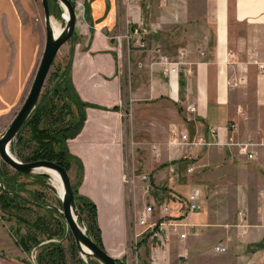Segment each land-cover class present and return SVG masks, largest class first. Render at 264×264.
<instances>
[{
	"label": "crops",
	"instance_id": "obj_1",
	"mask_svg": "<svg viewBox=\"0 0 264 264\" xmlns=\"http://www.w3.org/2000/svg\"><path fill=\"white\" fill-rule=\"evenodd\" d=\"M85 4V23L71 47L72 81L84 102L104 109L86 110L83 129L68 141V147L83 163L79 192L97 206L105 250L116 258L130 255L141 180L127 185L123 177L133 166L138 175L150 171L151 190L146 193L140 185V195L144 200L156 189L150 200L155 202V220H181L188 224L183 230L213 232L223 244L236 233L249 246L264 241V148L249 160L234 149L169 145L174 134L209 144L226 142L233 134L238 140L264 141V0H160L159 6L155 0H146L140 10L126 12L120 28L129 30L130 19L138 15L148 37L147 50L118 44L119 35L114 32L118 22L110 14L113 0H85ZM16 19L7 14L4 26L7 35L13 41L17 37L20 44L12 65L10 48L0 46V115L19 100L34 70L31 26L20 27ZM26 46L31 47L30 54ZM155 47L177 63V73H164ZM190 106L195 111H189ZM152 144L162 150L159 159L150 155ZM185 153L197 154L201 167L193 175L182 173L170 179V164L183 170L186 164L179 158ZM250 169L256 171L253 179L243 175ZM195 187L202 189L203 210L191 213L187 199ZM164 203L171 205L169 213L162 210ZM223 203L227 212L221 218L223 212L216 206ZM238 207L248 211L244 236L237 226ZM4 225L0 220L1 249L11 240ZM176 243L183 242L173 235L165 247L157 249L163 259L156 264L170 260L175 264ZM196 246H180L189 257L184 264L205 256L206 250ZM139 253L145 264L141 249ZM233 257L240 264H264V249L224 258ZM21 259L0 254V264H25Z\"/></svg>",
	"mask_w": 264,
	"mask_h": 264
},
{
	"label": "rangeland",
	"instance_id": "obj_2",
	"mask_svg": "<svg viewBox=\"0 0 264 264\" xmlns=\"http://www.w3.org/2000/svg\"><path fill=\"white\" fill-rule=\"evenodd\" d=\"M50 1H51V11H52V16H53V21H55L63 29L65 27V24H66L65 19L62 18L60 11L57 8V6L55 5L54 1L53 0H50ZM113 1L115 4L113 5L112 10L110 11V14L113 15V18H115L117 20L116 22H118V28L116 30H114V32L119 35L118 37H121V35L123 34L122 31L126 32V29H127V28H125L123 30L122 28H120V25L122 23V20H124L123 17L128 16V15H126V12L129 11L128 6L130 5L132 8H134V10H140L139 5H141V3L143 5V2H145L146 0H130L131 1L130 3H128V1H126V0H113ZM123 3H124V5H123ZM155 4H156V6L157 5L159 6L160 0H155ZM76 7H77V15H78L77 27H76V36L73 37L69 42H67L60 49V51H59V53L55 59V66H53L51 68L50 74H49L47 81L44 85L43 91H45L48 87H50L53 84V81H54L52 79L53 77L51 79H49V78L51 77V75H53L57 71L58 66H60L59 64L62 63L63 67L66 66V64H68V61H69L70 55H71V47L78 42V31L81 30L82 26L85 23V20H84V9L86 7L85 0H76ZM7 14H11V15L13 14L16 18H18L15 20V22L20 27H22V26H29L30 27L31 26V28H29L30 38L32 39L31 46L33 48H35L36 54H35L34 63L31 66V68L34 66V70L32 72L30 80L28 79L29 82L25 85V88H24L22 94L19 95V100H17L16 103L14 105H12V107L9 109V111L7 113L0 115V138L9 128L11 122L13 121V119L15 118V116L17 115L19 110L21 109L22 105L24 104V102H25V100L29 94V91H30L32 83L34 81L36 72H37L39 64L41 62L43 52L45 49V44H46L44 12H43L41 0H8V1L0 0V46L4 45V46H6V48L7 47L10 48L9 58H10L11 65H12L14 58L16 57V54H19L21 50L17 51L20 47V44L18 42V38L15 37V41H13L11 36L9 37L7 35V31L4 27L5 23H6V19H7ZM136 14H138V12ZM137 16H136V18H137ZM116 34H114V35H116ZM144 37L148 41V37H146L145 35H144ZM118 40H119L118 44H121L123 47H124V45L126 47L134 46L133 42H130V44H129L127 40L123 41L122 38L118 39ZM25 48H27L28 54H30L31 47L26 46ZM30 73H31V71H30ZM0 85H1V82H0ZM28 149L29 148H25L24 154H27L29 152ZM159 149H160V153H161L162 150H161V148H159ZM135 150L140 152L138 149H135ZM138 152L135 151L136 156H137ZM150 155L154 156L152 153ZM137 161H140V159H138ZM138 168H139V166H138ZM141 168L138 170L139 171L142 170ZM77 170L75 169L71 174L74 182H76L78 180V178L76 176ZM145 170L146 171L142 170L141 172L149 174V172H150L149 169H145ZM139 171H138V173H139ZM13 172H14V170L11 169L6 163H4V161L0 157V174H7V173L9 174V173H13ZM255 173H256V171H254L253 169H250L249 174L244 173L243 175L249 176L251 179H253ZM20 181L26 183V189L28 191L24 193L25 196L29 197V195H30L29 192H36L41 196L42 202L44 201L45 204H51V205H54V206L62 209V202L60 199V195H59L57 187L54 185L52 178H50V177L45 178L44 177V181L38 182L34 179L21 177ZM137 184H138L137 187L139 186L137 189V193H138L137 204L138 205L136 204L137 205L136 209L138 211L140 208H142V207L144 208L147 204L150 203V200L152 199L151 196L153 193H156L155 192L156 189H153L151 191V195L147 196L146 199L142 200V197L140 195V190H141L140 185L142 187L144 185V183L142 181H138ZM133 201H134L133 205H135L136 201H135L134 196H133ZM255 201L252 200V206L256 205ZM226 206H227V204H225V203L220 204V206H216V210L223 212L221 215V218L224 217V215L226 214L225 212H227L225 210ZM240 209L241 208L238 207L237 210L235 211V213L237 214V212ZM2 211H5V209L0 204V220H2L5 223V225H4V226H6L5 230L8 232L9 239H11V240L7 245H4V248H6V249H1L2 246L0 245V254H3V256H8V257H11L14 259L16 257H19V259L22 258L21 261L24 262L25 264H33L32 260H31V252L32 251L27 252L24 250L23 246L20 245V242L22 241V239H24L23 237L27 238L28 234H34L40 239H45V238H47L48 234L53 235L54 232H56V231L54 229H51L53 231V233H51V232L46 233L45 231L38 232L35 230V228H31L27 224L18 222L16 220L6 221V219L4 220L2 218ZM14 214L15 215L17 214V216H19L22 219L28 220L30 225L34 224L36 222V220L40 217H43L46 220H49V216H48L46 211L35 209V208H29V207L23 208L22 210L14 212ZM222 222H224V220H222ZM51 226H52V223H51ZM133 226L135 228V218H134V225ZM218 229H220V228H218ZM232 230L234 232H239V228H237V227L236 228L233 227ZM133 232L134 233L132 236L131 252H130V255L127 258H125V261L128 264H141V259L139 258L140 249H141V253H143V258L145 259L144 260L145 264H152L153 259L157 260V262H159L160 260L163 259L162 256L160 255V252H157V249H160L161 247H165V246H161L160 244H156V243L153 244L149 240V237L145 238L143 236V237H141V239L140 238L138 239V241L140 243L138 245V248H136L135 231H133ZM198 232L199 233L197 235H194L191 233L186 240L182 241L183 243H178V244L176 243L177 244L176 250L174 249L173 251L175 252V255H176L175 257L178 260L175 262V264H184L189 259L188 255L185 254L182 250H180V246H185V247L192 249L194 247L195 243H197L196 247H201L202 250H204V249L206 250L205 256H201L202 259H200V257H199L198 261L193 262L194 264H240V262H239L240 259H238V258L233 257L230 260V259L224 258V257L229 256V255L239 257L241 255L251 254L255 250V245L257 244V243H255L254 245L249 246L248 241H241L237 238V233L233 239H229L228 243L223 244V243H220L223 240H221L220 237H216V234L213 232L212 233H209V232L204 233L203 230H199ZM2 237H3L2 234H0V238H2ZM144 238H145V240H143ZM62 243H63L62 247L64 248V250H65L64 252L66 255L65 264H78V262H79L78 259L80 257L82 258V256L80 255L78 250H77V252L75 250V240H74L72 234L69 233V235L63 240ZM218 244L225 245L228 248L227 253H225L223 255H218V254L214 253L212 251V249L214 246H216ZM254 252H256V251H254ZM37 256H38V252L36 251L35 252V260L36 261H37ZM92 259H93L94 263L97 262V260L95 258H92ZM191 260H189V262H191ZM171 262L172 261L170 260L168 262V264H171ZM99 264H102V263L99 262Z\"/></svg>",
	"mask_w": 264,
	"mask_h": 264
},
{
	"label": "trees",
	"instance_id": "obj_3",
	"mask_svg": "<svg viewBox=\"0 0 264 264\" xmlns=\"http://www.w3.org/2000/svg\"><path fill=\"white\" fill-rule=\"evenodd\" d=\"M71 2L76 5V0H71ZM86 11L88 12L87 5ZM72 63L73 54L71 53L68 64L63 67V64L60 63L57 71L53 74L54 76L51 75L49 79L53 77V84L42 92L35 111L12 143L11 151L25 162L53 161L63 166L70 176L75 169H78L76 174L78 180L74 182L72 176L71 179L79 211L87 225V233L99 247L105 249L98 223L97 206L90 198L81 195L79 192L84 175L83 163L70 152L68 147V141L76 138L83 129L87 118L86 110L88 108H104L84 102L81 99L73 85ZM53 66H55V61ZM114 110L116 111L118 108H114ZM25 148H29L27 154H24ZM21 177L34 179L38 182L44 181L43 177L24 176L15 171L9 174H0V180L3 181L6 190L19 194L10 195L0 188V204L5 209V211H2V218L6 221L16 220L27 224L38 232L53 233L51 229H54L56 232L53 235L48 234L45 239H40L34 234H28L27 238L23 237L24 239H22L20 245L27 252L38 248L37 264H65L66 255L62 247L63 240L68 236L65 222L56 210L37 207L25 200L29 199L45 204L36 192H29V197L24 195L28 190L26 189V183L20 181ZM28 207L46 211L49 220L40 217L34 224L30 225L28 220L14 214V212ZM144 237H149V234ZM43 242L47 243L42 244ZM261 249H264V241L257 243L254 251ZM75 250L76 252L78 250L76 244ZM78 261V264H99L98 261L94 263L92 258H87L86 262L80 257Z\"/></svg>",
	"mask_w": 264,
	"mask_h": 264
},
{
	"label": "water",
	"instance_id": "obj_4",
	"mask_svg": "<svg viewBox=\"0 0 264 264\" xmlns=\"http://www.w3.org/2000/svg\"><path fill=\"white\" fill-rule=\"evenodd\" d=\"M53 1L59 9L62 18L65 19V27L58 35H56L53 28L51 1L41 0L46 31L45 49L24 104L11 122L7 131L0 138V157L11 169L24 176L52 178L46 172L49 170L54 171L59 176L63 187V195L60 196L62 209L51 204H41L29 199L25 200L37 207L54 209L60 214L66 224L67 234H72L76 247L86 262L87 258H95L102 264H127L124 259L113 257L105 249L99 247L95 240L87 233L88 228L86 223L83 221L77 205L71 176L63 166L48 160L25 162L20 160L11 151L12 143L16 140L21 129L30 119L38 105L44 85L60 49L76 36L78 18L76 5H73L71 0ZM65 12H67V18L64 16ZM0 188H2V190L7 194L19 195L18 193L6 190L2 180H0ZM47 242H43L42 244ZM37 249L38 248H34L31 252V260L34 264H37L35 260V252Z\"/></svg>",
	"mask_w": 264,
	"mask_h": 264
},
{
	"label": "built area",
	"instance_id": "obj_5",
	"mask_svg": "<svg viewBox=\"0 0 264 264\" xmlns=\"http://www.w3.org/2000/svg\"><path fill=\"white\" fill-rule=\"evenodd\" d=\"M130 3V0H126ZM128 10L132 11V7L129 5ZM129 23L132 25L129 30L124 32L121 37L123 41L127 40L128 43L133 42L134 45L138 46L141 49H148V41L144 37L146 36V32L143 29L141 24V19L138 18H131ZM156 53L160 54L161 61L164 64V73L171 75L178 72V65L177 63L173 62L169 59L168 56L162 54V49L160 47H155ZM189 111H195L194 107H188ZM217 128H213L215 132ZM233 133L236 132L237 126L233 124L231 126ZM208 145V146H216L218 148H228L230 150L234 149L239 155L246 156L249 160H254L256 158V153L259 148H264V141H258L254 137H249L246 140H238L235 138L234 134L228 138L226 142L217 141L216 143H205L203 141H195L189 142L188 136L185 135H178L174 134L173 140L169 142L170 146H186V145ZM151 153L154 155L155 159L160 158V149L158 144H152L150 147ZM234 152V153H235ZM235 154H233L234 156ZM232 156V157H233ZM179 160L186 164L183 170H180L177 165L170 164L169 166V174L170 179L178 178L182 173L187 176L193 175L194 172L201 167L199 164V158L197 154L194 153H185L182 154ZM133 166V169L129 171V173H125L123 180L127 185L134 184L137 179H140L144 185L143 190L146 193H149L152 187V178L151 175L148 173H141L140 175L137 174V168ZM202 199V189L200 187H195L192 192L189 194L187 199L188 204V211L191 213L200 212L203 210V205L201 203ZM154 206L155 202L147 204L142 210H139L135 214V239H136V248H138L139 241L138 239L146 234H149V240L154 244H160L164 246L168 244L173 235H175L179 240L184 241L188 238V236L192 233L194 235L198 234V231L193 230H183V228L187 227L188 224L181 220H162L157 221L154 219ZM162 210L169 213L171 210V205L168 203H164L161 206ZM238 216V223L237 226L240 228V233L242 236L247 234V230L249 227L248 222V211L246 208H242L237 212ZM213 250L217 254H225L228 251V248L223 244H218L213 247ZM153 263L156 264L157 260L153 259Z\"/></svg>",
	"mask_w": 264,
	"mask_h": 264
},
{
	"label": "bare ground",
	"instance_id": "obj_6",
	"mask_svg": "<svg viewBox=\"0 0 264 264\" xmlns=\"http://www.w3.org/2000/svg\"><path fill=\"white\" fill-rule=\"evenodd\" d=\"M64 16H65V18L68 17L67 12H65ZM53 28L55 30L56 35H58L62 30V28L55 21H53ZM46 172L52 177L54 185L58 189L59 195L60 196L63 195V187H62L61 180H60L59 176L54 171L49 170Z\"/></svg>",
	"mask_w": 264,
	"mask_h": 264
}]
</instances>
